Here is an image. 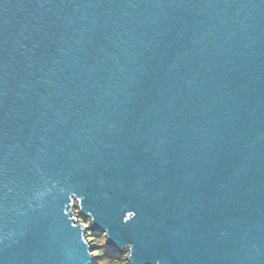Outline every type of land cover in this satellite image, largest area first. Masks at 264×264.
<instances>
[{
	"label": "water",
	"instance_id": "95a60500",
	"mask_svg": "<svg viewBox=\"0 0 264 264\" xmlns=\"http://www.w3.org/2000/svg\"><path fill=\"white\" fill-rule=\"evenodd\" d=\"M89 230L264 264V0H0V264H97Z\"/></svg>",
	"mask_w": 264,
	"mask_h": 264
},
{
	"label": "rangeland",
	"instance_id": "374dc122",
	"mask_svg": "<svg viewBox=\"0 0 264 264\" xmlns=\"http://www.w3.org/2000/svg\"><path fill=\"white\" fill-rule=\"evenodd\" d=\"M79 221L84 226H90L89 219L79 216ZM87 239L94 248V255L97 264H127V252L117 254L111 251L106 243L104 233H95L91 230L87 232Z\"/></svg>",
	"mask_w": 264,
	"mask_h": 264
}]
</instances>
